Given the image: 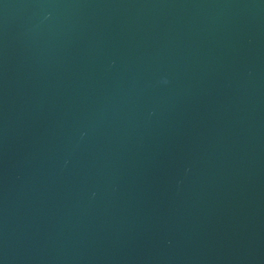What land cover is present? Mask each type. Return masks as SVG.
Returning <instances> with one entry per match:
<instances>
[{"label":"water","instance_id":"95a60500","mask_svg":"<svg viewBox=\"0 0 264 264\" xmlns=\"http://www.w3.org/2000/svg\"><path fill=\"white\" fill-rule=\"evenodd\" d=\"M0 264H264V0H0Z\"/></svg>","mask_w":264,"mask_h":264}]
</instances>
